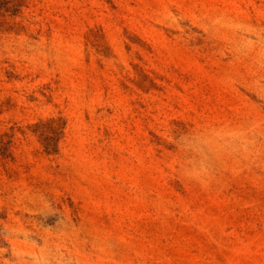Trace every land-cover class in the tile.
I'll return each mask as SVG.
<instances>
[{
    "label": "rangeland",
    "instance_id": "rangeland-1",
    "mask_svg": "<svg viewBox=\"0 0 264 264\" xmlns=\"http://www.w3.org/2000/svg\"><path fill=\"white\" fill-rule=\"evenodd\" d=\"M0 264H264V0H0Z\"/></svg>",
    "mask_w": 264,
    "mask_h": 264
}]
</instances>
